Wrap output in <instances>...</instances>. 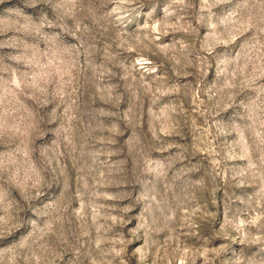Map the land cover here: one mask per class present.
<instances>
[{
  "label": "clouds",
  "instance_id": "clouds-1",
  "mask_svg": "<svg viewBox=\"0 0 264 264\" xmlns=\"http://www.w3.org/2000/svg\"><path fill=\"white\" fill-rule=\"evenodd\" d=\"M0 264H264V0H0Z\"/></svg>",
  "mask_w": 264,
  "mask_h": 264
}]
</instances>
